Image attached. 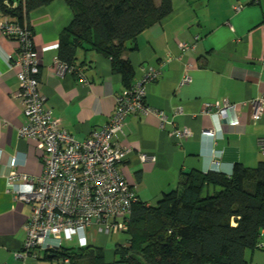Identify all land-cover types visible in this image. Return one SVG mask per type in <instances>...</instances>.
Segmentation results:
<instances>
[{"label":"crops","instance_id":"crops-1","mask_svg":"<svg viewBox=\"0 0 264 264\" xmlns=\"http://www.w3.org/2000/svg\"><path fill=\"white\" fill-rule=\"evenodd\" d=\"M237 3L244 7L234 12ZM70 20L64 2L54 0L32 12L28 23L39 57L44 106L74 140L83 141L108 124L115 98L128 88L110 60L94 51L76 50L85 84L68 71L58 72V40ZM3 22L0 17V264H52L20 255L25 238L21 228L28 222L30 206L15 198L8 178L13 173L38 182L43 165L35 142L18 134L26 119L12 68L17 43L2 35ZM181 44L190 48L182 50ZM123 58L132 68L130 86L147 68L162 72L146 87L144 103L164 112V125L152 115H129L123 134L112 139L115 147L129 150L119 170L138 201L155 205L187 171L230 174L235 163L254 168L264 162L258 145L264 136V106L255 118L252 105V100L264 98V0H172L171 15L140 34ZM183 74L191 82L180 86ZM225 104L235 105L238 113L227 111V119L220 120L215 114ZM175 129L191 135H171ZM205 130L213 137H202ZM140 155L148 159L143 162ZM89 229L87 243L104 249L97 237L107 235L93 224ZM117 235V242L123 243L124 237ZM245 258L250 264H264V251L247 252Z\"/></svg>","mask_w":264,"mask_h":264},{"label":"trees","instance_id":"trees-1","mask_svg":"<svg viewBox=\"0 0 264 264\" xmlns=\"http://www.w3.org/2000/svg\"><path fill=\"white\" fill-rule=\"evenodd\" d=\"M53 1L0 0V17L30 31V14ZM62 1L71 20L59 36L57 61L78 81L82 74L75 62L76 50L94 51L110 60L126 88L131 87L133 72L124 54L140 34L172 13V0ZM113 221L122 224L114 234H121L124 242H116L111 258L89 243L75 247L62 242L58 250L39 253L35 260L52 264H250L247 252L264 251V162L254 168L235 163L230 174L184 172L176 187L155 205L136 200L127 218L118 216Z\"/></svg>","mask_w":264,"mask_h":264},{"label":"built area","instance_id":"built-area-1","mask_svg":"<svg viewBox=\"0 0 264 264\" xmlns=\"http://www.w3.org/2000/svg\"><path fill=\"white\" fill-rule=\"evenodd\" d=\"M243 7L237 3L232 9L239 12ZM1 33L15 39L20 48L12 68L16 70L15 77L19 86L18 93L23 99L26 124L19 129L18 134L21 138L35 142L43 165V174L38 182L13 173L8 178L10 191L15 194V198L30 206L28 222L21 228L25 238L20 255L35 260L39 253L50 254L58 250L62 242H69L73 237L79 247H85L86 228L92 224L104 235L120 232L122 224L113 219L118 216L127 218L137 198L119 170L129 150L115 147L112 139L123 134V123L129 115H152L160 127L164 125V112L144 103L146 87L160 76V70L147 68L140 80L115 98V110L108 124L83 141H76L44 106L39 81L36 79L39 57L31 30L4 20ZM180 47L182 50L190 48L186 44ZM55 63L58 72H71L57 59ZM79 79L85 84L82 75H79ZM190 82L191 79L183 74L179 85ZM252 105L254 117L258 118L264 106V98L252 100ZM209 108L210 105L206 104L205 113H209ZM227 111L234 115L238 113L235 105L225 104L217 109L215 115L220 120H226ZM170 134L179 138L191 135L187 130L177 129ZM200 135L213 137V133L208 130L202 131ZM258 145L264 155V136L258 140ZM147 159L146 155H140L141 161ZM19 181L23 184H18Z\"/></svg>","mask_w":264,"mask_h":264},{"label":"rangeland","instance_id":"rangeland-1","mask_svg":"<svg viewBox=\"0 0 264 264\" xmlns=\"http://www.w3.org/2000/svg\"><path fill=\"white\" fill-rule=\"evenodd\" d=\"M156 203H157V201L155 202V204ZM90 230L91 229L87 230V232H86L88 235L90 233ZM93 232L95 233L94 230H93ZM97 239H99L102 242L106 257L111 258L112 251L114 250L115 244L118 241V235L117 236H114V235L99 236V238L97 237ZM64 244L66 246L68 245V246H75L76 247L75 237H73L72 240L69 241L68 243H64Z\"/></svg>","mask_w":264,"mask_h":264}]
</instances>
